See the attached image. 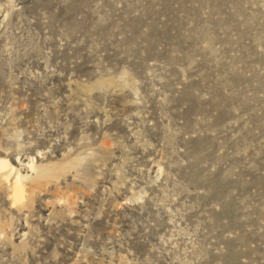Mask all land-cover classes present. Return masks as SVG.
Here are the masks:
<instances>
[{
	"label": "rangeland",
	"instance_id": "374dc122",
	"mask_svg": "<svg viewBox=\"0 0 264 264\" xmlns=\"http://www.w3.org/2000/svg\"><path fill=\"white\" fill-rule=\"evenodd\" d=\"M0 158V264H264V0H0Z\"/></svg>",
	"mask_w": 264,
	"mask_h": 264
},
{
	"label": "bare ground",
	"instance_id": "6f19581e",
	"mask_svg": "<svg viewBox=\"0 0 264 264\" xmlns=\"http://www.w3.org/2000/svg\"><path fill=\"white\" fill-rule=\"evenodd\" d=\"M13 167L9 165L8 161L6 159L0 158V171H3V173L12 172ZM8 175V174H7ZM20 178L19 175H17L16 180ZM16 188V187H15ZM18 191V190H17ZM19 193V192H18ZM18 193H16V197L18 198Z\"/></svg>",
	"mask_w": 264,
	"mask_h": 264
}]
</instances>
